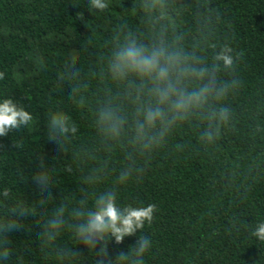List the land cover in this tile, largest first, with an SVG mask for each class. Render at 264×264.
Segmentation results:
<instances>
[{
    "label": "trees",
    "instance_id": "1",
    "mask_svg": "<svg viewBox=\"0 0 264 264\" xmlns=\"http://www.w3.org/2000/svg\"><path fill=\"white\" fill-rule=\"evenodd\" d=\"M133 2L110 0L101 12L90 10L89 0H0V72L5 74L0 101L10 98L33 116L30 128L0 137V191L7 187L13 198L38 201L31 176L42 157L55 198L27 218L25 228L10 234V264L18 257L24 264H57L40 247V227L57 205L80 199L82 188H87L89 202L114 188L120 207L156 206L150 225L120 244L108 241L106 260H115L135 246L139 236H147L151 248L145 264H264V242L251 235L264 222V131L253 132L257 125L264 129V0H210L219 13L216 42H227L234 54H241L236 74L242 87L226 101L236 114L235 127L207 149L197 143L195 128L181 127L167 147L146 165L141 162L139 178L124 184L116 183L123 155L113 152L104 180L83 185L87 168L80 163L78 149L94 143L91 105L108 87L94 72L104 66L117 26L125 22L139 27ZM184 19L190 25L192 16ZM206 55L210 58L212 50ZM71 58L82 81L90 85L83 105L77 103L79 97L73 100L71 84L61 79ZM57 111L78 128L66 153L48 140L49 114ZM181 143L186 147L177 150L175 145ZM58 243L76 248L77 264H95V253L76 244L69 233Z\"/></svg>",
    "mask_w": 264,
    "mask_h": 264
},
{
    "label": "clouds",
    "instance_id": "2",
    "mask_svg": "<svg viewBox=\"0 0 264 264\" xmlns=\"http://www.w3.org/2000/svg\"><path fill=\"white\" fill-rule=\"evenodd\" d=\"M110 0H89L90 10L104 11ZM133 12L140 18L139 27L122 22L112 37L105 64L94 75L107 89L96 95L92 107L95 140L78 149L79 160L87 168L82 183L95 186L109 174L110 157L119 151L123 166L116 183L139 178L154 153L167 147L178 129L187 125L198 131L197 143L204 149L216 145L226 129L235 127L236 114L226 101L242 87L237 72L241 54H234L227 42H216L219 13L210 0H134ZM191 15L190 25L184 17ZM212 50L209 58L206 53ZM5 74L0 72V80ZM61 79L71 84V95L85 104L83 82L74 58L65 64ZM33 116L12 99L0 101V137L22 127H31ZM264 131L259 125L254 133ZM78 132L75 122L62 112L49 114L48 140L63 153ZM186 145L176 144L177 150ZM143 162V165L142 163ZM69 171L71 169H68ZM234 176V173H233ZM39 199L29 203L13 198L9 188L0 191V264H10L13 256L10 234L25 228L24 221L38 209L53 203L52 176L43 158L32 173ZM73 204L61 203L43 221L39 231L40 247L54 256L57 264H77L75 247L60 244L64 233L75 243H82L95 253V264H145L151 248L147 236H139L135 246L106 260L107 243L120 244L145 224L153 222L156 206H124L117 203V192L109 188L89 202L87 188ZM251 235L264 242V222ZM97 245H99L98 251ZM16 264H24L18 257Z\"/></svg>",
    "mask_w": 264,
    "mask_h": 264
}]
</instances>
